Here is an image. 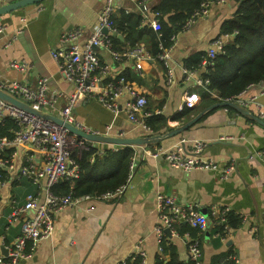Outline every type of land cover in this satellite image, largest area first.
I'll return each instance as SVG.
<instances>
[{"label":"crops","instance_id":"0c3cea01","mask_svg":"<svg viewBox=\"0 0 264 264\" xmlns=\"http://www.w3.org/2000/svg\"><path fill=\"white\" fill-rule=\"evenodd\" d=\"M16 1L19 0H0V7ZM159 1L117 0L114 15L118 18L123 11H128L151 17L152 8ZM104 5L105 0H44L1 15L0 21L7 31L4 47L1 46L0 79L21 81L35 89L41 78L48 77V95L57 99L49 112L60 115L75 86L60 72L52 53L63 48L61 37L64 33L78 28L84 31L78 41L83 46L97 28ZM239 5L236 0L225 4L213 2L207 16L198 18L189 30L178 33L170 52L175 76L171 85L167 83L166 67L160 61L128 59L117 62L107 48L97 49L99 59L110 67L111 78L128 70L134 88L148 98V109L152 114L168 117L171 130L186 122L172 120L182 111L185 93H198L196 82L202 69L187 81L186 62L207 53L211 41L221 34L223 23L235 16ZM7 43L9 47H5ZM141 45H148V41L144 40ZM12 61L26 62V71L11 68ZM242 96H256L264 107V82L250 86ZM130 100L131 96L125 93L118 99L120 111L114 113L99 101L87 99L75 105L73 115L78 122L101 134L144 136L148 132L146 128L128 119L126 104ZM249 109L257 114L253 105ZM138 117L141 118V113ZM182 140H185L182 150L186 156L193 155L197 143H204L200 157L217 164L219 171L172 169L164 158L156 159L148 154L149 150L134 148L130 173L134 181L127 189L135 186L137 192L126 195L125 191L117 198H93L65 208L56 216L51 237L39 243L32 259L19 264H126L137 257L140 250L146 252L147 264H156L164 257L155 234L159 222L158 194L173 196L179 203L193 205L201 213L207 211V228L199 239L202 264H212L214 257L229 251L234 253L239 264H264V162L259 156L264 152V127L233 109L220 108L205 116L181 138L167 139L155 148L172 149L181 146ZM7 149L10 150L8 156L14 152L16 155L14 168L8 170V181L0 186V253L2 247L10 245L20 233V224L7 229L12 206L24 204L30 194L38 195L41 200L45 198L44 178L41 185H36L19 173L26 156L31 153L37 156V164L41 166L37 152L26 147ZM229 166L234 169L224 177L222 171ZM225 207L242 216L243 222L239 228L222 236L218 222L209 211ZM32 215L30 212L28 216ZM180 230L183 227L180 226ZM181 234L186 235L187 230ZM181 234L170 235V238L179 259L188 262L189 239Z\"/></svg>","mask_w":264,"mask_h":264},{"label":"built area","instance_id":"2783aa9c","mask_svg":"<svg viewBox=\"0 0 264 264\" xmlns=\"http://www.w3.org/2000/svg\"><path fill=\"white\" fill-rule=\"evenodd\" d=\"M117 0H105L104 8L99 17V23L95 31L88 38L83 46L78 41L83 37L84 31L81 28L64 33L61 37L63 48L52 53L58 64L60 72L67 81L74 84L75 91L69 97L67 105L58 115L66 121L74 124L77 128L93 134H100L87 125L78 122L74 115L73 109L75 105L87 99H95L99 101L105 108L112 112H119L120 106L118 99L125 93L131 96V100L126 104V112L130 122L142 125L149 132L150 129L145 125L144 118L149 117L151 113L147 110L148 98L145 94L139 93L132 83L128 82L124 77L115 79L110 77V67L101 63L98 56V48H107L112 54L114 61L122 62L128 59L148 60L151 59L150 54L143 45L134 48H126L122 51H115L112 47L111 36L118 33L112 28V18L116 9ZM230 0H218L217 4H225ZM210 3L204 2L201 9L190 17L182 31H187L195 23L198 18L205 17L210 11ZM158 13L154 17H146L149 25L158 28ZM1 17V16H0ZM103 29L108 30V34L103 33ZM7 27L0 21V57L1 46L6 35ZM234 34H220L215 37L207 51V58L202 62V70H205L212 61L221 54L225 53L226 46L233 39ZM178 35V34H177ZM177 35L172 39L176 41ZM17 36H14V40ZM7 43L5 47H9ZM4 47V46H3ZM173 47V46H172ZM171 48L163 49V53L158 56L159 61L166 67L167 83L169 85L175 82L174 69L170 65ZM10 67L21 72H25L28 65L26 62L12 61ZM199 73V70H186L184 68L185 79L190 81ZM197 87H203L208 84L202 77L197 79ZM0 88L9 91L26 101L36 109L47 110L53 108L56 104V97L51 98L48 95L49 78L43 77L38 81L37 88H32L27 84L13 80L2 81L0 79ZM201 100L200 95L196 92L185 93L181 109H194ZM238 104L248 107L253 105L257 111V115L264 118V107L257 101L256 96L244 97L242 94L234 100ZM141 113V118L138 115ZM14 119L19 128L15 131L12 140L7 138L0 139V152L6 148L26 147L37 152L42 160L41 166H38L34 154H28L24 165L20 167L19 173L29 178L36 185H41V179L44 178L45 192L44 200L38 195L30 194L27 196L26 202L22 205H13L12 210L7 217V229L20 224V233L15 237L10 245H5L8 251L7 255L0 253V264H19L22 260H30L33 258L39 243L51 237L54 231L55 219L58 213L67 207L76 206L84 201H89L94 197L90 195L76 197L72 193L55 194L52 188L64 180H69L72 184L80 177V166L73 157L74 149L86 148V141L78 136L71 134L66 129L44 121L35 116L24 113L12 106L0 102V123L5 117ZM181 146H175L172 149L155 148L148 149V154L153 158L162 157L172 169L190 171H219L217 164L204 160L200 157V153L205 146L204 143L196 144L193 155L186 156L183 153L182 140ZM147 151V150H145ZM16 152L8 158L0 159V166L8 170L14 168V159ZM264 162V152L259 153ZM234 167L229 166L223 169L222 174L226 177L233 171ZM130 175V180H131ZM128 184L114 193H106L96 199H108L111 197H119L124 194ZM2 184H0L1 186ZM157 208L159 210V222L155 227V234L160 244V253L163 252L161 242L163 241L166 230L169 229L171 236H177L176 227L182 223L205 231L207 228V216L201 213L193 205H183L173 196L165 194L157 195ZM33 212L32 216H28ZM230 212L228 207L211 210L212 215L225 223L226 216ZM226 232L229 231L225 226ZM188 250L190 258L196 264H202V251L198 240H191L190 235ZM138 256L142 264H147L146 252L140 250ZM236 264H239L238 261Z\"/></svg>","mask_w":264,"mask_h":264},{"label":"trees","instance_id":"16d2710c","mask_svg":"<svg viewBox=\"0 0 264 264\" xmlns=\"http://www.w3.org/2000/svg\"><path fill=\"white\" fill-rule=\"evenodd\" d=\"M218 0H160L152 8V16L158 13V28L149 25L147 18L137 13L123 11L120 17L112 18V28L123 36L124 40L110 37L115 51L126 48H134L144 40L148 41L146 49L151 59L159 61L158 56L163 49L174 45L175 37L182 31L183 26L193 14L201 9L204 2L217 3ZM260 7L254 0H242L234 17L223 23L221 34H234L233 39L226 46L225 53L218 55L200 77L208 84L199 87L196 91L202 100L200 106L194 109H183L174 115V121H188L200 110L220 101L234 100L250 86L264 82V0ZM149 17V16H148ZM149 17V18H151ZM163 48V49H162ZM207 58L206 54H200L188 59L184 68L186 70H201L202 62ZM161 62V61H160ZM162 63V62H161ZM163 64V63H162ZM124 77L128 82L132 81L128 70H125L115 79ZM131 83V82H130ZM149 105V102H148ZM230 109V108H229ZM144 118L145 125L150 129L145 135H154L169 131L168 117L163 114H152ZM19 128L17 122L6 116L0 123V139L12 140L15 131ZM155 147H151L153 149ZM9 149L0 152V159L8 158ZM135 156L134 147H112L102 145L101 148L92 146L86 142V148L76 149L73 157L80 166V177L73 184L64 180L52 188L55 194L72 193L76 197L90 195L94 198L106 193H114L126 186L130 180L132 161ZM8 169L0 166V184L8 181ZM209 213L212 215L211 210ZM219 224V233L227 234L242 225L243 217L230 211L225 223L212 215ZM8 225V223H7ZM180 226L183 230H180ZM187 230L191 240H198L203 231L182 223L176 227L177 233ZM181 231V232H180ZM184 235V234H181ZM167 233L161 246L163 258L156 264H196L194 261H181L176 246ZM234 253L226 252L213 258L212 264H236ZM126 264H142L137 255Z\"/></svg>","mask_w":264,"mask_h":264},{"label":"water","instance_id":"95a60500","mask_svg":"<svg viewBox=\"0 0 264 264\" xmlns=\"http://www.w3.org/2000/svg\"><path fill=\"white\" fill-rule=\"evenodd\" d=\"M44 0H19L14 3H10L7 5H4L0 7V16L14 12L20 8H24L29 5H33L39 2H43ZM237 2H242V0H236ZM260 7H262V1L261 0H254ZM104 34H108L107 29H103ZM112 37L118 38L120 40H124L123 36L118 33H113ZM0 102H3L6 105L12 106L24 113H27L29 115L35 116L37 118H40L44 121H48L50 123L56 124L67 131H69L71 134L78 136L80 139L85 140L88 143H92L94 146L97 144L100 145H107L112 147H134V148H141L144 151L151 149V147H157L159 146L163 141L179 137L186 133L190 128L195 126L199 121H201L205 116H207L209 113L220 109V108H230L237 113H239L241 116L252 120L253 122L259 124L260 126L264 127V118L259 117L257 114H255L251 109L248 107H244L240 104H238L235 101L231 100H220L202 110H200L196 115L192 116L188 121L178 125L177 127L172 128L169 131L158 133L154 135H144V136H137V137H123V136H114L110 134H93L86 132L84 130H81L77 128L74 124L66 121L62 117L52 114L51 112L47 110H41L36 109L26 101L22 100L18 96L10 93L7 90L0 88ZM184 146V145H183ZM134 181V176H132V179L130 180ZM137 192L136 187L128 188L126 189L125 194H135ZM205 216H208L207 211L202 212ZM166 233L170 236L171 232L169 229L166 230ZM2 254L7 255L8 251L6 248L2 247Z\"/></svg>","mask_w":264,"mask_h":264}]
</instances>
